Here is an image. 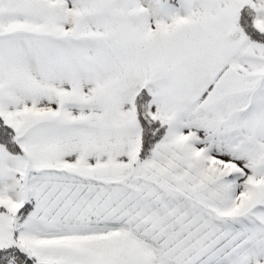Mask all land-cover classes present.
Listing matches in <instances>:
<instances>
[{
	"label": "snow or ice",
	"instance_id": "1",
	"mask_svg": "<svg viewBox=\"0 0 264 264\" xmlns=\"http://www.w3.org/2000/svg\"><path fill=\"white\" fill-rule=\"evenodd\" d=\"M0 264H264V0H0Z\"/></svg>",
	"mask_w": 264,
	"mask_h": 264
}]
</instances>
